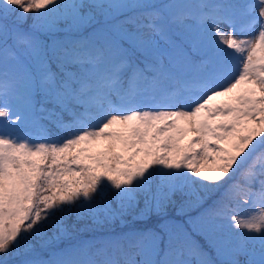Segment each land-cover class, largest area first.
<instances>
[{"label":"snow or ice","instance_id":"6c2138e0","mask_svg":"<svg viewBox=\"0 0 264 264\" xmlns=\"http://www.w3.org/2000/svg\"><path fill=\"white\" fill-rule=\"evenodd\" d=\"M176 195L192 232L73 235ZM241 256L264 264V0H0V264Z\"/></svg>","mask_w":264,"mask_h":264},{"label":"trees","instance_id":"16d2710c","mask_svg":"<svg viewBox=\"0 0 264 264\" xmlns=\"http://www.w3.org/2000/svg\"><path fill=\"white\" fill-rule=\"evenodd\" d=\"M25 15L29 17V19L26 21V24L30 25L32 23L31 17L34 15V13H28ZM22 131L24 133H31L33 139H36L38 136V133L35 129L26 128L23 129ZM52 131L53 134H55V129H52ZM153 171H155V169ZM113 193L114 190H110V194H109L110 199H112ZM186 199L187 197H184L182 199L179 195H176L173 197L174 203L169 204L167 206V208L165 209V214L163 216L158 217L155 211H153L152 213H149L147 216L141 217L140 211L144 207L143 199L141 198L137 208L126 213L123 217L117 218L116 220H113L111 222L96 224L93 223L91 219H84L76 222L73 235L75 239L78 240H85V241L102 240L107 237L119 236L125 232H128L130 228H136L141 230L147 228H154L158 222H162L164 219L183 223L185 224L187 230L189 232H192V228L190 225L187 224V221L190 218L194 219L199 213L195 208H189L187 206H184V202ZM113 207H116L114 200H113ZM233 210L243 215L248 211V206L241 204L239 207H235ZM71 223L72 221L70 220V224ZM193 238L203 246L204 251L208 252L213 259H216L214 251L208 248L202 236H198L195 233H193ZM66 243H67L66 241L61 242L60 247H64Z\"/></svg>","mask_w":264,"mask_h":264},{"label":"rangeland","instance_id":"374dc122","mask_svg":"<svg viewBox=\"0 0 264 264\" xmlns=\"http://www.w3.org/2000/svg\"><path fill=\"white\" fill-rule=\"evenodd\" d=\"M133 251H136V250H133ZM137 262H139L140 260H141V256L139 255V254H137V255H135L134 257H133ZM239 259L241 260V262H242V264H243V260L245 259V257L244 256H241V257H239Z\"/></svg>","mask_w":264,"mask_h":264}]
</instances>
